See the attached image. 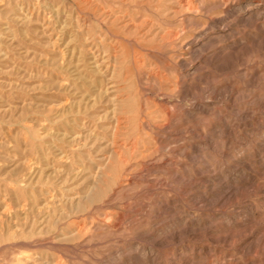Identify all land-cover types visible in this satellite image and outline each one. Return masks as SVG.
Wrapping results in <instances>:
<instances>
[{"label":"rangeland","instance_id":"374dc122","mask_svg":"<svg viewBox=\"0 0 264 264\" xmlns=\"http://www.w3.org/2000/svg\"><path fill=\"white\" fill-rule=\"evenodd\" d=\"M264 0H0V264H264Z\"/></svg>","mask_w":264,"mask_h":264},{"label":"bare ground","instance_id":"6f19581e","mask_svg":"<svg viewBox=\"0 0 264 264\" xmlns=\"http://www.w3.org/2000/svg\"><path fill=\"white\" fill-rule=\"evenodd\" d=\"M264 250V249H263Z\"/></svg>","mask_w":264,"mask_h":264}]
</instances>
